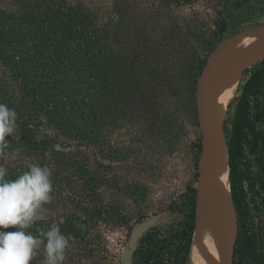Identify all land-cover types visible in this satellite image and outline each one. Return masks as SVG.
Listing matches in <instances>:
<instances>
[{
    "label": "trees",
    "instance_id": "1",
    "mask_svg": "<svg viewBox=\"0 0 264 264\" xmlns=\"http://www.w3.org/2000/svg\"><path fill=\"white\" fill-rule=\"evenodd\" d=\"M93 11L59 2L21 20L0 9V103L17 112L20 135L19 141L5 138L11 147L7 157L0 156V164L9 169L12 180L32 164L51 169L52 200L44 205L45 219L29 231L35 235L37 228L46 231L59 225L70 242L64 264H119L109 254L105 227L128 223L126 200L133 191L131 183L118 177L125 171L127 157L122 156L125 164L117 168L103 161H111L112 150L111 123L107 122V141L102 144L100 122L102 107L108 112L113 106L112 101L111 106L102 101V84L111 67L107 62L106 70L100 65V36ZM241 90L235 98L231 128L225 126L238 215L244 192L237 162L245 145L264 161V138L254 123L259 117L251 114L252 96L264 95V59ZM128 106H118L124 120ZM171 128L167 115L162 134L169 136ZM250 136L253 142L246 141ZM195 203L193 199L190 214L171 225L165 236L157 228L150 229L134 252L133 264H191ZM30 264H46L43 246ZM234 264H264L263 253L247 232L239 231Z\"/></svg>",
    "mask_w": 264,
    "mask_h": 264
},
{
    "label": "rangeland",
    "instance_id": "2",
    "mask_svg": "<svg viewBox=\"0 0 264 264\" xmlns=\"http://www.w3.org/2000/svg\"><path fill=\"white\" fill-rule=\"evenodd\" d=\"M59 2L94 10L100 65L106 70L107 62L111 67L102 84V101L110 106L112 101L113 106L108 112L102 107L100 122L102 144L111 123L112 162L103 161L117 168L125 164V155V171L118 177L133 185L126 200L128 223L105 227L109 254L121 264L138 224L152 220L135 251L150 229L165 236L171 225L190 214L193 199L197 210L203 203L204 193L198 195L199 204L196 189L202 139L197 82L215 51L237 43L236 35L247 29L264 27V0H0V9L23 20ZM257 63L239 77L236 94L223 113L224 128H231L235 98ZM121 103L129 105L125 120L118 110ZM251 114L259 117L254 123L264 138V95L252 96ZM167 115L172 120L169 136L162 134ZM246 139L254 141L252 136ZM237 171L244 192L239 231L252 235L264 255V161L245 145ZM221 245L218 242V248ZM206 264H215L210 255Z\"/></svg>",
    "mask_w": 264,
    "mask_h": 264
},
{
    "label": "clouds",
    "instance_id": "3",
    "mask_svg": "<svg viewBox=\"0 0 264 264\" xmlns=\"http://www.w3.org/2000/svg\"><path fill=\"white\" fill-rule=\"evenodd\" d=\"M18 114L0 103V156L7 157L11 143L5 138L17 135ZM9 169L0 164V229L15 227L14 232L0 230V264H30L43 246L46 264H64L69 239L59 225L36 234L29 231L45 219L44 205L52 200V172L47 166L32 164L26 171L8 178Z\"/></svg>",
    "mask_w": 264,
    "mask_h": 264
},
{
    "label": "water",
    "instance_id": "4",
    "mask_svg": "<svg viewBox=\"0 0 264 264\" xmlns=\"http://www.w3.org/2000/svg\"><path fill=\"white\" fill-rule=\"evenodd\" d=\"M264 59V48H245L239 50L215 51L207 60L197 82L196 104L199 122L202 129L201 155L198 169V182H206L210 186L222 217L227 221L229 236L218 248L217 264H234L235 246L239 235L238 211L235 205L229 167V189L226 190L222 181V170L218 157V145L213 124L208 110L206 88L214 78L216 71L224 67L251 66ZM228 148V145H227ZM152 220H147L133 228L130 238V249L125 252L121 264H133L134 252L138 238L151 226ZM198 227V210L196 206L195 228L193 238Z\"/></svg>",
    "mask_w": 264,
    "mask_h": 264
},
{
    "label": "bare ground",
    "instance_id": "5",
    "mask_svg": "<svg viewBox=\"0 0 264 264\" xmlns=\"http://www.w3.org/2000/svg\"><path fill=\"white\" fill-rule=\"evenodd\" d=\"M237 43L226 45L222 48L225 51L239 50L245 48L262 49L264 48V27H252L246 31L237 34ZM239 46V47H238ZM243 73V66H232L220 68L216 71L214 78L206 88L208 99V110L213 124L216 141L218 145V157L222 170L223 186L229 189V167L227 143L224 136L225 128L223 124V113L226 106L236 94L239 77ZM240 86V85H239ZM197 203L198 195L203 192L204 200L198 210V227L193 238L191 255L194 264H206L208 255L217 264L218 260V242H223L229 236V227L227 221L222 217L217 200L210 189L208 183L197 184ZM200 204V203H199ZM222 240V241H221Z\"/></svg>",
    "mask_w": 264,
    "mask_h": 264
}]
</instances>
